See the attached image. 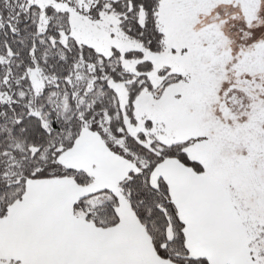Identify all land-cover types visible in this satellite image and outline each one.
<instances>
[{
  "label": "snow or ice",
  "instance_id": "6c2138e0",
  "mask_svg": "<svg viewBox=\"0 0 264 264\" xmlns=\"http://www.w3.org/2000/svg\"><path fill=\"white\" fill-rule=\"evenodd\" d=\"M0 264H264V0H0Z\"/></svg>",
  "mask_w": 264,
  "mask_h": 264
}]
</instances>
